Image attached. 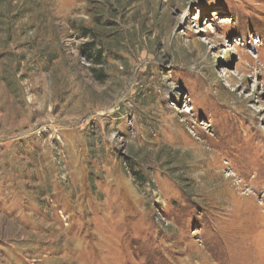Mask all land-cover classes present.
Returning a JSON list of instances; mask_svg holds the SVG:
<instances>
[{
    "label": "rangeland",
    "instance_id": "374dc122",
    "mask_svg": "<svg viewBox=\"0 0 264 264\" xmlns=\"http://www.w3.org/2000/svg\"><path fill=\"white\" fill-rule=\"evenodd\" d=\"M0 264H264V0H0Z\"/></svg>",
    "mask_w": 264,
    "mask_h": 264
},
{
    "label": "trees",
    "instance_id": "16d2710c",
    "mask_svg": "<svg viewBox=\"0 0 264 264\" xmlns=\"http://www.w3.org/2000/svg\"><path fill=\"white\" fill-rule=\"evenodd\" d=\"M86 44H87L88 47L86 49H85V47H83V50L90 51V50H93L95 48V45H93L92 42H89V43H86ZM96 58L98 59L99 57H96ZM135 163H138V161H134V164ZM131 170H132V175L134 176V178H136L137 181H140V182L143 183L144 177L142 175V172H140L138 170L136 171L134 169H131Z\"/></svg>",
    "mask_w": 264,
    "mask_h": 264
},
{
    "label": "bare ground",
    "instance_id": "6f19581e",
    "mask_svg": "<svg viewBox=\"0 0 264 264\" xmlns=\"http://www.w3.org/2000/svg\"><path fill=\"white\" fill-rule=\"evenodd\" d=\"M262 175V174H261Z\"/></svg>",
    "mask_w": 264,
    "mask_h": 264
}]
</instances>
